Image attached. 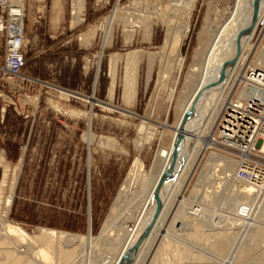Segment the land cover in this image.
<instances>
[{
    "label": "rangeland",
    "instance_id": "rangeland-1",
    "mask_svg": "<svg viewBox=\"0 0 264 264\" xmlns=\"http://www.w3.org/2000/svg\"><path fill=\"white\" fill-rule=\"evenodd\" d=\"M58 1L60 3L56 4V0H26V65L22 69V74L14 79L5 78L1 71L6 54L5 37L0 33V152H3V155L6 153V163L12 168L17 163L22 149L26 148L9 218L18 222L29 232L37 231L38 226H45L86 234L91 202L92 229L96 235L102 227L120 185L134 161L133 159L138 154L134 142L138 135V126L146 121L150 123L152 130L156 128L157 135L141 154L147 167L151 168L161 147H166L169 144V137H171L173 126L178 119L183 103V99L180 98L184 97L182 90L187 70L198 44V33L202 28L204 19L208 11L212 12L214 16V12L221 13L220 11H223L228 4H233L234 0H197L191 20V29L183 44L186 64L178 80L176 77L172 83L177 81L175 83L177 87L176 97L170 103L165 100L166 96L159 97L156 108L154 107L153 110L152 95L158 78V68H156L153 79L147 86V61L142 50H159L164 41V28L161 25H155L151 40H147L143 34L138 33L133 40L128 41L125 39L123 24L117 22L113 31L112 42L103 49L104 30H99L89 44L82 41L81 35L86 33L92 25L103 21L116 6H119L120 12L124 14L134 0H87L83 15L84 21L75 27L71 26L72 0ZM253 43L258 48L256 47V51L249 58L241 70L242 72L255 67L254 62L260 53V47L264 45L263 24L258 28ZM113 53L122 55V58L117 64L114 93L111 95L109 89L113 80L111 73V55ZM134 53H139V57L143 60L140 65L136 95L129 99L125 96L126 63ZM101 55L99 80L94 93V82ZM239 88L240 85H237L231 95L238 93ZM59 89L81 93L80 95L83 97H90L95 94L98 104L93 107L91 103L72 96L64 99L61 97ZM35 99L38 101L36 102ZM91 109L96 113L93 123L94 132L99 136L117 139L116 147L104 145L105 147L101 149L98 147V142L95 146L88 145L87 140L83 138V133L88 127L86 113ZM151 111L153 112L150 119ZM163 122H167L169 127L164 129ZM216 126L212 137L217 140L215 137ZM162 130L164 134L161 133ZM120 146L125 147L128 153L120 152ZM94 147L97 150L93 151L90 166L89 150ZM203 147L206 148L205 151H203ZM203 147L192 158L189 164L190 168L184 176L185 182L187 180L188 183L185 185L182 195L188 205L186 207L185 204L187 209L180 206L182 202L179 199L177 205L173 206L166 215L163 237H161V233L159 236L162 239L168 238L169 235L177 238L174 235L178 230L176 217L182 213H188L192 219L186 217L189 219V224L187 222L186 224L190 225L193 222L192 226H188V229L193 232L195 223L201 225L203 229L199 227L198 232H201L199 235L206 240V244L203 240H194V242L183 237L180 238L183 240L181 245L187 244L191 250L193 249L194 254L200 251L207 254H204L206 257L204 262L210 263L209 261H211V263L217 264L228 260L225 257L227 251L221 254L214 252V249L211 250L210 246L207 247V243L210 240L212 242L217 236L215 230L220 228L218 225L215 227L217 223L214 222L215 215L212 213L222 211L233 202L231 196L234 192L230 190L234 191L237 188L235 183L239 177H235L236 171L233 172V169L230 171L224 168L220 175L229 178L226 184L219 186L220 176H210L206 183L210 184V190L219 191L217 194L219 197H215L217 199L214 201L211 200L217 205L210 204L208 208L213 211L206 214V210L202 209L206 206L202 204L205 203V198L203 190H201L203 182L201 184L199 182L200 176L208 169L207 166L212 164V154H210L212 150L215 153H218L217 151L231 153L230 149H225L219 143L215 147L206 144H203ZM220 156L214 155V159ZM3 168L5 170L4 165H1L0 170L4 171ZM229 172L230 176H228ZM191 191L198 194L197 198L191 196ZM7 194L9 191H6L4 196ZM263 197L264 195L261 198L263 199ZM189 204L198 207L193 205L190 207ZM234 204L230 206L233 205L232 207H234ZM242 206L240 204L236 210L224 209V212H227V216L236 219V217L241 216ZM263 211L264 206L261 212ZM198 212H202L199 214V218L202 216L204 221L198 218ZM173 214L175 217H172ZM224 233L223 237L226 236ZM240 234H242V230ZM204 235H208V237ZM210 235L215 237L212 236V238ZM222 236H217L216 239H222ZM160 238H158L159 242L162 241ZM159 242L158 245L152 243L142 264H196L199 261L189 257L188 260L184 259L187 261L179 262L171 256L170 260L167 259L169 262L162 260L161 257H157L161 248ZM261 242L262 246L260 243L261 248L258 250H261L262 258L257 263L256 258L260 257V254L255 255L254 264H264V241ZM262 261L263 263H261Z\"/></svg>",
    "mask_w": 264,
    "mask_h": 264
},
{
    "label": "bare ground",
    "instance_id": "bare-ground-1",
    "mask_svg": "<svg viewBox=\"0 0 264 264\" xmlns=\"http://www.w3.org/2000/svg\"><path fill=\"white\" fill-rule=\"evenodd\" d=\"M56 1V4L60 3L58 0ZM86 3L87 0H72V27L84 21ZM196 4L197 0H134L124 14L120 12V7L116 6L109 16L105 17L99 24L92 25L86 33L81 35V38L83 42L89 44L99 30H104L103 49H105L112 42L113 31L117 22L123 24L125 39L128 41L133 40L138 33L143 34L147 40H151L154 35V26L161 25L165 30V35L159 50H142L147 61V86L153 79L156 68H158V78L152 95L153 110L159 97L166 96L165 100L169 103L173 102L176 97L177 87L175 83L177 81L172 83L174 78L177 77L176 80H178L186 64L183 44L191 29V20ZM220 12H214L215 15L213 16V13L208 11L198 33V44L188 67L182 90L184 97L180 98L183 99V103L175 126H173L171 137H169V144L166 147H161L151 168H148L141 154L144 148L151 144L157 132L155 131L156 128L152 130L150 123L146 121L138 126V135L134 139L138 154L133 159L134 161L120 185L98 234L95 235L92 229L91 202L86 234L45 226H38L37 231L29 232L18 222L11 220L9 213L22 170L26 148L22 149L14 167L10 168L9 165H6L0 187V264H142L152 243L160 238L159 233H165L167 213L172 210L173 206L177 205L179 199L182 202L180 206L187 209L185 204L186 207L188 205L182 195L185 185L188 183L187 180L185 182L184 176L190 168L189 164L192 158L196 152L198 153L202 149L203 144L215 147L217 140L212 137V133L218 122L217 118L221 113L223 104L234 94L231 95V92L234 88L236 89L237 85H240V90L238 93L236 92V95L241 98L247 95L259 96L264 92L263 87L252 83L251 80V82L246 80L243 84L237 81V77H241V73H243L241 70L249 58L253 56L256 47L258 48L253 43V39L260 25L263 24L264 27V0H234L233 4H228ZM259 54L256 61L253 62L255 68L264 76V45L260 47ZM121 58L122 55L118 53L111 55L113 78L109 89L111 95L114 93L117 64ZM101 59L102 55L99 58L100 64L94 82V93L98 85ZM142 60L139 53H134L127 60L125 96L129 99L136 95ZM253 78L259 80L261 75L257 76V72H254ZM261 82H264V79ZM249 83L256 86L250 88ZM59 91L64 99L72 96L91 103L93 107L98 104L95 94L90 97H83L80 95L81 93L64 89H59ZM35 101L37 102L38 99ZM189 111L192 113L187 115ZM152 112L149 116L152 115ZM80 113L82 114V112ZM86 115L88 127L83 133V138L87 140L88 145L95 146L98 142V147L101 149L109 145L116 147L117 139L99 136L94 132L93 123L96 116L94 110L91 109ZM162 125L164 129L169 127L167 122H163ZM96 150L95 147L89 150L90 166L93 151ZM205 150L206 148L203 147V151ZM120 152L127 154L128 150L120 146ZM217 152L215 153L214 150L210 152L212 164L207 166L208 169L204 171V174L200 176L201 180H199L200 184L203 182L201 190L204 193L205 203L202 204L206 207L202 209L206 210V214L213 211L208 207L210 204L217 205L213 201L217 199L215 197H219V195L217 196L219 191L217 190L215 193L214 190H210V184L208 185L206 181H209L210 176L216 175V177L220 176L219 186L226 184L229 177L224 175L222 177L220 175L223 173L221 170L224 171V168H227L231 171L233 169V172L236 171L235 177H238L237 171L242 164L240 159L231 154L223 151ZM220 154L222 155L220 156ZM214 155L220 157L214 159ZM218 167L220 168L218 169ZM166 171L170 172L169 176L164 174ZM228 176H230V172ZM236 182L237 188L234 191L230 190L234 192L232 196L230 195L233 202L231 203L227 199L231 204L235 203L234 207L230 204L224 209L236 210L242 204L241 216L233 219L227 216L224 209L219 212L214 211L215 214L213 212L212 215H215L213 219L217 223L215 227L217 225L220 227L215 232L217 231V236H222L225 232L224 235L226 234V236H222V239H216L217 236L215 237L213 234L215 241L210 242V240L207 247L210 246L211 250L214 249V252L221 254L227 251L225 257L228 261L217 264H251L256 259L259 263L262 253L258 249L261 248L260 243L262 246L261 241H264V211L261 212L264 206V197L261 198L264 195V180L239 177ZM6 191H9V194L4 196ZM191 196L197 198L198 194L191 191ZM231 199L229 198V200ZM192 205L194 206V204ZM201 213L196 214L198 218ZM219 214L222 215L218 216ZM173 215L172 217H175V214ZM186 217L192 219L188 213H182L176 217L178 230L174 235L177 238L170 237V235L166 238L167 235L166 239L160 238L162 241L158 242L161 243V248L157 257L168 262L171 256L179 262L195 258V260H199L196 264H215L211 261H209L210 263L204 262L205 253L200 251L194 254L193 249L191 250L187 244L181 245L183 240L180 238L183 237L193 241L203 240L204 243L206 241L199 235L201 232H198L201 225L195 223V230L191 229L194 231L190 232L188 226L193 222L188 225L189 219ZM201 218L199 219L203 220ZM176 225H174L175 229H177ZM241 230L242 234H240ZM158 242L155 244L158 245ZM227 248L229 249L227 250ZM127 254H131L133 258L131 261L125 262L124 257ZM257 254H260V257L254 259Z\"/></svg>",
    "mask_w": 264,
    "mask_h": 264
},
{
    "label": "built area",
    "instance_id": "built-area-1",
    "mask_svg": "<svg viewBox=\"0 0 264 264\" xmlns=\"http://www.w3.org/2000/svg\"><path fill=\"white\" fill-rule=\"evenodd\" d=\"M26 17V0H0V33L5 37L6 54L1 71L5 78L19 77L26 65ZM254 72L261 75L259 80L253 78ZM237 79L241 84L251 80L264 89V82H261L264 76L255 67L246 69ZM248 85L250 88L256 86ZM215 137L216 144L230 149L231 155L242 161L238 177L264 180V92L244 98L234 93L225 101Z\"/></svg>",
    "mask_w": 264,
    "mask_h": 264
},
{
    "label": "crops",
    "instance_id": "crops-1",
    "mask_svg": "<svg viewBox=\"0 0 264 264\" xmlns=\"http://www.w3.org/2000/svg\"><path fill=\"white\" fill-rule=\"evenodd\" d=\"M4 159V160H3ZM6 153H4V155H3V152H0V162L2 163L1 165H4V167H6V165H8V163H6ZM4 162V163H3ZM0 165V166H1ZM3 170H4V168H3ZM3 173H4V171H1L0 170V183H1V180H2V177H3Z\"/></svg>",
    "mask_w": 264,
    "mask_h": 264
},
{
    "label": "water",
    "instance_id": "water-1",
    "mask_svg": "<svg viewBox=\"0 0 264 264\" xmlns=\"http://www.w3.org/2000/svg\"><path fill=\"white\" fill-rule=\"evenodd\" d=\"M190 113H192V111H189L188 113H187V115H189ZM184 122H185V120H184ZM166 176H169L170 175V172H165L164 173ZM125 259H126V261L125 262H127V261H131L132 260V255L131 254H127V255H125V257H124ZM122 264H124V263H122Z\"/></svg>",
    "mask_w": 264,
    "mask_h": 264
}]
</instances>
